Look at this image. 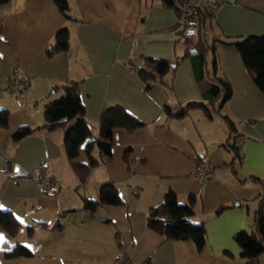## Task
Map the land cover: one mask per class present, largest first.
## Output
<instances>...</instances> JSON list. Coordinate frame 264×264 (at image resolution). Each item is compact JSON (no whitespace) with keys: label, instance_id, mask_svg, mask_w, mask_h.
I'll use <instances>...</instances> for the list:
<instances>
[{"label":"crops","instance_id":"0c3cea01","mask_svg":"<svg viewBox=\"0 0 264 264\" xmlns=\"http://www.w3.org/2000/svg\"><path fill=\"white\" fill-rule=\"evenodd\" d=\"M68 2L71 18L54 0H11L0 7V110L10 112L9 126L0 127V206L23 224L14 238L0 230V264H111L119 254H126L132 264H247L235 236L254 229L256 197L263 192L253 178L264 179V72L247 66L236 46L226 42L264 35V0H222L202 29L210 43L215 40L217 74L224 75L233 90L221 114L203 107L170 119L164 112L166 103L205 102V86L198 82L190 57L166 76L174 94L152 81L145 89L138 75L145 67L143 57L175 63L185 54L174 5L163 0ZM64 27L70 32L68 50L48 56ZM212 60L210 49V67ZM17 68L29 80L24 107L7 90ZM71 81L80 83L94 137L99 136L103 111L110 107L120 106L145 123L132 133L115 128L111 161H104L95 149L100 163L81 186L73 165L88 164L86 143L70 160L64 127L46 128L50 124L44 115L45 100L62 94L54 86ZM223 115L235 124V135ZM25 126L33 134L14 142L13 132ZM239 137L241 159L228 144ZM46 153L53 177L62 184L55 195L46 194L32 178ZM204 158L215 169L202 186L194 168ZM108 183L115 185L124 204L103 205L96 212L85 209L84 199L97 200L100 187ZM169 191L180 203L195 196L190 220L205 224L202 251L192 239L168 240L147 226L149 209ZM221 205L230 207L216 214ZM56 223L62 228L52 229ZM18 242L32 256L6 258L4 251ZM259 264H264V253Z\"/></svg>","mask_w":264,"mask_h":264},{"label":"trees","instance_id":"16d2710c","mask_svg":"<svg viewBox=\"0 0 264 264\" xmlns=\"http://www.w3.org/2000/svg\"><path fill=\"white\" fill-rule=\"evenodd\" d=\"M11 0H0V7L9 3ZM168 5H174L173 0H163ZM60 11L68 18L69 2L68 0H54ZM216 12L202 10L200 13V26L198 41H185V54L177 60L170 62L166 59H157L143 57L144 69L138 70V75L144 83L145 89H150L152 82L160 85L167 94H174L175 89L167 77L176 72L179 62L187 57L194 61L195 74L198 82L205 86L203 98L205 102H189L186 105L166 103L164 112L166 118H182L190 110L203 107H211L212 110L221 114L223 106L229 102L233 95L231 83L224 75L217 74L219 71V62L215 54L216 46L210 43L202 33V29L207 19H213ZM2 23L0 21V39L2 34ZM181 30V28H180ZM181 34V31H180ZM70 32L67 27L60 29L55 37V44L50 47L47 55L53 56L59 52L67 51L69 48ZM226 42V41H225ZM234 44L243 60L249 67H260L264 72V35H248L235 42H226ZM192 49H196V54H190ZM213 51L212 66L208 61L209 50ZM152 81V82H151ZM151 82V83H150ZM54 91H62V94L52 100H45L44 115L50 125L48 129H54L62 126L65 129L64 145L66 155L70 160L79 156L80 147L86 143V153L88 155V164L75 163L74 172L79 179V185H83L88 180L91 170L99 165L100 159L93 155V151L98 149L101 156L106 158L104 161L109 162L112 159V148L114 146L113 131L115 128H124L129 133L145 126V123L137 116L129 113L120 106L107 108L103 111L99 121V136L94 137L92 126L86 120V108L80 96V83L68 82L62 85H56ZM264 93V85L262 86ZM211 115V114H210ZM10 112L0 110V127L9 126ZM227 122L231 135H235V124L232 120L223 115ZM34 130L29 127H20L12 134V140L19 142L33 134ZM236 139V138H235ZM89 140V141H88ZM231 149L235 152L238 159H241L240 148L232 139H229ZM226 145V144H225ZM228 147H230L228 145ZM130 149L125 153V160L128 161ZM206 159V158H204ZM203 160V159H202ZM197 161L196 166L202 161ZM233 172L236 173L234 166ZM253 180L263 187V192L259 199L258 207L253 216L254 229L251 232H241L235 236V240L242 249V256L247 260V264H259V260L264 253V179L254 177ZM124 201L113 183L104 184L98 192V199H84V208L91 212H96L103 205H123ZM230 206L221 205L216 214H220L224 209ZM195 214V196H189L187 203H180L172 191L166 193L164 199L159 204L152 206L148 211L147 226L166 237L168 240H188L192 239L199 251L206 246L207 232L203 222L195 223L190 219ZM47 226L46 223H42ZM23 224L10 212L3 210L0 206V230L6 232L10 237H15ZM52 229L62 228L60 223H56ZM33 229L28 228L31 235ZM6 258L29 257L32 252L27 246L18 242L12 249L5 250Z\"/></svg>","mask_w":264,"mask_h":264},{"label":"built area","instance_id":"2783aa9c","mask_svg":"<svg viewBox=\"0 0 264 264\" xmlns=\"http://www.w3.org/2000/svg\"><path fill=\"white\" fill-rule=\"evenodd\" d=\"M174 7L179 14V27L181 28V38L183 40L198 41L200 13L202 10L217 12L221 7L222 0H173ZM29 89L28 77L20 69H15L7 85L8 92L14 96L19 107H24V96ZM243 138L236 140L240 148ZM49 155L46 153V159L37 167L32 178L40 183L43 191L49 195H55L62 189V184L53 177ZM215 165L209 159H203L195 168L194 175L200 180L202 186L212 179ZM111 264H132L126 254L116 256Z\"/></svg>","mask_w":264,"mask_h":264},{"label":"water","instance_id":"95a60500","mask_svg":"<svg viewBox=\"0 0 264 264\" xmlns=\"http://www.w3.org/2000/svg\"><path fill=\"white\" fill-rule=\"evenodd\" d=\"M196 53H197V50H196V49H192V50L190 51V54H196ZM173 66L175 67L176 65L173 64ZM236 205H239V203H236Z\"/></svg>","mask_w":264,"mask_h":264},{"label":"snow or ice","instance_id":"6c2138e0","mask_svg":"<svg viewBox=\"0 0 264 264\" xmlns=\"http://www.w3.org/2000/svg\"><path fill=\"white\" fill-rule=\"evenodd\" d=\"M0 239H3V237H2V236H0Z\"/></svg>","mask_w":264,"mask_h":264}]
</instances>
